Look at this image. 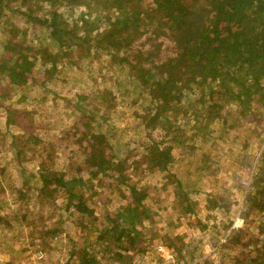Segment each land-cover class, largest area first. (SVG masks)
<instances>
[{"label": "rangeland", "instance_id": "obj_1", "mask_svg": "<svg viewBox=\"0 0 264 264\" xmlns=\"http://www.w3.org/2000/svg\"><path fill=\"white\" fill-rule=\"evenodd\" d=\"M24 1L0 0V59H6L7 66H12L15 51L24 42L28 47L26 63H30L24 71L27 80L21 86L8 83L0 73V216L3 219H0V264H31L36 249L44 253L43 264H77L73 251L80 247L93 254L96 264H234L233 258L248 257H253L252 262L257 264L264 258V212L256 208L249 210L244 196L258 173L256 167L264 153V121L254 124L260 121L259 110L257 113L252 110L246 117L237 113L241 125L227 136L228 107L224 104L221 114L226 122L221 124L218 120L210 124L211 139L204 141L203 149L194 154L186 150L182 159L178 158V148L171 149L174 161L167 173L189 190L188 197L194 202L192 214L181 213L171 194L173 179L164 173L141 169L148 138L140 116L148 96L138 94L132 87L134 82L127 77L117 83L104 69L97 72L95 66H91L92 76L84 73L87 71L84 63L92 59H81L76 48L70 52L75 56L55 58V66H51L50 59L40 53L44 47L51 55L55 53L49 35L20 12L29 3L35 4L38 15L47 7L38 0ZM183 2L198 12L203 7L196 1ZM152 6L151 0L141 1L142 8ZM56 8L67 21L76 20L81 12H86L83 5L60 3ZM107 13L109 10L105 9L98 15ZM156 15L152 13L153 22L157 21ZM104 27L98 23L99 30ZM121 76L118 73L117 77ZM102 90L111 92L112 128L108 131L105 125L95 129L92 123L84 122L82 104L94 103L96 92ZM7 109L12 111L13 119L8 125ZM94 129L105 134L102 148L105 145L106 154L130 157L122 177L112 171L91 177L87 173L89 189L85 191V202L90 212L82 216L72 207L65 209L60 194L52 202L40 200L37 194L41 185L40 164L69 177L73 163L82 164L84 159L75 151L84 152L83 147L95 134ZM194 141L197 146L202 143L200 139ZM202 152L208 154L207 169L215 162L212 172L195 170ZM235 176L243 179V191L234 186ZM128 184L145 188L142 203L149 210V218L144 217L141 205L131 198ZM213 193L230 200L228 211L222 207L209 208L207 194ZM109 220L127 229L134 236L133 241L126 236L117 243L96 239L95 235L102 229H109ZM51 225L59 227L60 232H55L52 238H40L41 232ZM168 243L182 247L179 252H171ZM121 246L127 250L119 255Z\"/></svg>", "mask_w": 264, "mask_h": 264}, {"label": "trees", "instance_id": "obj_2", "mask_svg": "<svg viewBox=\"0 0 264 264\" xmlns=\"http://www.w3.org/2000/svg\"><path fill=\"white\" fill-rule=\"evenodd\" d=\"M141 1L38 0L47 7L44 13L38 15L35 4L30 3L20 12L49 35L56 51L51 55L44 47L40 53L50 59L51 66H55V58L75 56L70 52L71 48H76L81 59H92V63H84L87 69L84 73L92 76L94 69L97 72L104 69L117 83L127 77L134 82L132 87L138 94L148 96L147 106H143V115L140 116L143 132L148 138L141 169L172 178L173 200L178 203L181 213L192 214L194 202L188 197L189 190L184 189L174 175L167 173L168 166L174 161L171 149L178 148V158L181 159L186 150L194 154L203 149L204 141L211 139L210 124L218 120L221 124L226 122L225 115L221 114L224 104L228 107L227 136L241 125L238 115L246 117L252 110L256 113L259 110L260 121L254 124L264 121V0H192L203 4L200 12L183 0H151V9L142 8ZM60 3L83 5L86 12H81L76 20L67 21L56 8ZM1 9L0 4V14ZM105 9L109 13L99 16L98 13ZM151 10L158 16L156 22L152 21ZM98 23L105 27L99 30ZM17 48L18 51L7 48L17 54L12 66H7L6 59H0V73L8 83L21 86L27 80L24 71L29 69L30 63H26L27 45L20 42ZM120 72L121 78L117 77ZM110 95L111 92L97 91L94 103L82 104L84 122L92 123L95 129L102 128V125L107 131L112 128ZM6 113L5 123L8 125L13 122L10 118L12 111L7 109ZM155 131L159 133L152 135ZM194 138L202 143L197 146ZM104 141L105 134L95 130L83 147L84 152L75 151L84 159L82 164L80 161L73 163V173L69 177L45 168L41 163L38 169L41 185L37 188L40 200L52 202L60 194L65 200V209L72 207L80 216L90 212L85 202V191L89 189L86 188L88 180L85 175L89 173L91 177L112 171L120 178L126 168L125 162L130 158L127 155L119 157L118 153L106 154L105 145L102 148ZM109 147L112 148L110 144ZM206 161L208 154L202 152L195 170L212 172L215 162L207 169ZM256 169L258 173L244 196L249 210L256 208L264 212V153L260 155ZM242 180L235 176L237 190L243 191ZM126 187L133 201L141 205L144 217L149 218V210L142 203L145 188L138 189L134 184ZM207 198L209 208L229 210L230 200L224 195L207 194ZM109 222V229H102L95 235L96 239L117 243L126 236L133 241L134 236L127 233V229L113 220ZM51 226L41 232L40 238H52L55 232H60L59 227ZM167 245L171 252H179L182 247ZM122 250L127 248L119 247L117 254L120 255ZM73 252L77 264H96L93 254L85 247ZM252 258H233V262L255 264ZM257 264H264V258H260Z\"/></svg>", "mask_w": 264, "mask_h": 264}, {"label": "built area", "instance_id": "obj_3", "mask_svg": "<svg viewBox=\"0 0 264 264\" xmlns=\"http://www.w3.org/2000/svg\"><path fill=\"white\" fill-rule=\"evenodd\" d=\"M160 251L161 248L158 247ZM44 253L40 249H36L32 254L31 264H43Z\"/></svg>", "mask_w": 264, "mask_h": 264}]
</instances>
